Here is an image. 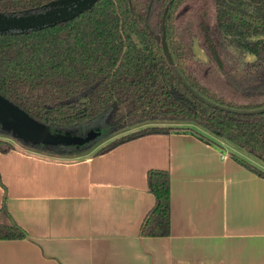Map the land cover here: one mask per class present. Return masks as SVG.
Listing matches in <instances>:
<instances>
[{"label": "trees", "instance_id": "trees-1", "mask_svg": "<svg viewBox=\"0 0 264 264\" xmlns=\"http://www.w3.org/2000/svg\"><path fill=\"white\" fill-rule=\"evenodd\" d=\"M50 1L0 0V11L39 12ZM195 40L208 60L197 57ZM0 96L48 125L76 127L101 117L106 135L124 132L96 153L188 128L264 166V0H97L69 20L0 33ZM3 134L0 150L14 148ZM94 144L24 143L59 157L82 155ZM236 156L264 176L263 166ZM148 184L155 203L140 233L168 235L169 170L149 169ZM25 236L4 197L0 238Z\"/></svg>", "mask_w": 264, "mask_h": 264}, {"label": "crops", "instance_id": "crops-1", "mask_svg": "<svg viewBox=\"0 0 264 264\" xmlns=\"http://www.w3.org/2000/svg\"><path fill=\"white\" fill-rule=\"evenodd\" d=\"M201 132L150 133L76 157L15 142L0 150V206L5 197L27 231L0 238V264H264V176L236 155L263 165ZM151 168L170 172L168 235L140 233L155 203Z\"/></svg>", "mask_w": 264, "mask_h": 264}, {"label": "rangeland", "instance_id": "rangeland-1", "mask_svg": "<svg viewBox=\"0 0 264 264\" xmlns=\"http://www.w3.org/2000/svg\"><path fill=\"white\" fill-rule=\"evenodd\" d=\"M194 51L197 57L208 60L204 50L200 47L197 40L194 43ZM255 55L248 53L246 59H254ZM31 117L28 113L19 107L17 104L12 103L8 100H3L0 102V129L3 130V135L13 142L24 145V141L17 138L14 134V127L20 124H25L29 122ZM38 136H33L32 141L36 145H47L51 147H57L60 145L64 146H76L82 143V140L87 136L91 131L99 132V135L94 139L95 144L86 151L84 154H93L97 152L101 146L110 142L115 137L122 135L124 132L115 133L113 135H106L108 124L104 119L98 117L91 122L85 123L82 126L76 127H62L55 125H48L43 123L40 120L33 118L32 122L29 124ZM186 126V125H184ZM201 130L199 127L194 126ZM233 146V145H232ZM26 147V146H25ZM229 148V147H228ZM82 154V155H84ZM81 156V155H80ZM76 157V156H72ZM264 167V166H263Z\"/></svg>", "mask_w": 264, "mask_h": 264}, {"label": "water", "instance_id": "water-1", "mask_svg": "<svg viewBox=\"0 0 264 264\" xmlns=\"http://www.w3.org/2000/svg\"><path fill=\"white\" fill-rule=\"evenodd\" d=\"M97 0H52L46 4L47 8L39 12H26L22 14L5 13L0 11V33L12 30L25 31L31 28H42L46 25H52L57 22L69 20L82 11L90 8ZM165 52L170 56L167 44L164 43ZM4 98L0 96V102ZM6 100V99H5ZM31 117V116H30ZM33 117L29 122L14 127V134L17 138L36 145L32 141L33 136H38L30 127ZM99 135L97 131H91L82 140L92 141Z\"/></svg>", "mask_w": 264, "mask_h": 264}, {"label": "built area", "instance_id": "built-area-1", "mask_svg": "<svg viewBox=\"0 0 264 264\" xmlns=\"http://www.w3.org/2000/svg\"><path fill=\"white\" fill-rule=\"evenodd\" d=\"M223 155L225 156L226 155V153L223 151Z\"/></svg>", "mask_w": 264, "mask_h": 264}]
</instances>
